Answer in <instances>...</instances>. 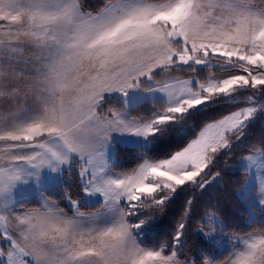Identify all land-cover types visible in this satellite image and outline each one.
<instances>
[{
  "label": "rangeland",
  "instance_id": "obj_1",
  "mask_svg": "<svg viewBox=\"0 0 264 264\" xmlns=\"http://www.w3.org/2000/svg\"><path fill=\"white\" fill-rule=\"evenodd\" d=\"M33 2L34 0H0V19L5 16L16 18L17 14H21L18 11L20 8L17 6H30ZM187 2L192 3V8L196 6L200 9L201 21L199 20L198 23L200 27H194L191 30L193 38L186 35L187 26L185 25L184 33H182L181 27H173L167 35L168 31L163 28L165 25H162L160 21L149 20L150 24L143 30L134 27L137 25V21H133L126 27L122 26L121 30H116L109 37L110 39H105L106 42L102 44L103 50L118 54L144 53L148 51L147 42L149 40L158 41L167 35L168 39L173 40L172 53L176 59L173 62L174 59H171L173 57L169 54L166 57H159L151 66L152 73L172 65L186 66L188 64L195 67H237L241 71L231 76L211 73L207 76L205 83L200 82L196 77L185 79L166 77L163 83L157 84L150 79L151 73L146 79L147 91L138 93L131 87L120 89L116 93H107V97H117L127 108L143 101L141 98L145 96H149L150 100H161L166 103V111L171 115L158 114L151 121H136L139 124L130 130L118 120L98 117L96 111L105 98L101 97L102 99L99 101V93H89L88 101L80 102L82 104L78 108L65 109L66 113L72 112L73 123L63 124L61 128L68 129L67 134H71L72 140H74L72 149L88 151L91 149L88 144L93 141L95 150L97 152L100 150L99 154L102 155H96L100 162L95 167L91 162L87 163L85 167L78 160V173L82 169L81 176L84 178L89 174L91 180L89 183H84L80 199L66 200L67 207L79 214L73 219L70 228L72 235H68V231H64L63 240L56 242L57 246L62 243V246L75 247V235L82 234L84 237L88 234L90 227L97 226L99 236L95 238L91 235L87 239L94 245L99 243V254L85 252L78 256L75 255V257L66 258L65 263L193 264L192 258H177V247L172 252H166L140 246L139 237L126 223L122 206L132 201L133 203L129 204V207L131 213L135 215L145 210L148 212L146 205L137 203L142 195L152 196L156 192L164 191L163 196L169 198L176 192L178 185L195 186L199 182L200 190L206 189L209 184L217 182V177L213 175L208 180H201L202 173L210 163V154L217 150H224L229 146L230 139L227 138V135L254 122L256 118H259L260 123L264 126V8H258L255 10L257 11L255 14L254 7L249 6L252 5L251 0L248 4L245 3L247 2L245 0H172L171 5L177 9ZM154 16H157V13L152 12V17L154 18ZM97 26L90 23L89 30L93 31ZM7 30L11 32L12 29L0 27V35H6ZM101 30L99 24V32ZM241 30H244L245 33H242ZM99 36H101L100 33ZM212 37H215V40L210 39ZM177 42L179 45H175ZM100 46L99 44V49ZM210 57L223 59L225 62L215 61ZM238 61L244 64L237 65ZM193 84L197 86L195 90H198L199 86L200 91L206 94L220 92L229 102L244 96L247 103L203 125L194 138L170 157L144 162L129 175L117 174L120 176L116 180L117 183L109 182V160H112L113 157L111 153L109 159L106 154L103 158V154L106 152L103 144L105 146L107 143L103 138H111L120 145L147 146L149 138L153 134V125L169 122L174 114L186 113L203 105L206 98L200 95V91L198 93L193 90ZM240 91L243 92L242 95L239 94ZM3 110L5 112L4 120L8 119L6 116L10 112L20 110V114L23 113L25 116L26 129L32 134L46 135L58 130L57 125H44L36 122V119H40L39 116L43 115L41 110L36 115H33L30 108L5 107ZM34 111L36 112V109ZM13 124L11 119L9 125ZM5 125L8 124L5 123ZM239 141L240 135L236 138V142ZM230 168L243 170L246 173L237 190L245 207L246 222L264 220V152L255 149L242 156ZM110 172L114 173L111 170ZM41 184L44 183H11V185L10 183H0V219L6 210H16L11 205L16 200L21 202L35 197L37 207L54 208L55 203L43 193L46 188L43 191L39 188ZM9 185L10 188H8ZM80 203L87 205L99 203V212H83L78 208ZM16 206H19L18 203ZM134 206L135 208H133ZM152 217L149 214L144 224L150 225ZM199 222L201 225L195 229L199 236L212 241L219 251L230 250V255L224 261L216 263L205 260L203 264H264V233H251L242 236L224 233L218 217L212 213L203 215ZM138 226L141 227L142 223H138ZM40 238L43 240L39 245L44 248L56 246L51 238H47V236H40ZM84 238L80 244L86 240V237ZM75 251L83 250L77 247ZM31 254V252H18L14 249L8 251L6 255L0 252V264H34L33 258L30 257ZM56 262H58L57 258ZM61 264H64V261Z\"/></svg>",
  "mask_w": 264,
  "mask_h": 264
},
{
  "label": "crops",
  "instance_id": "obj_2",
  "mask_svg": "<svg viewBox=\"0 0 264 264\" xmlns=\"http://www.w3.org/2000/svg\"><path fill=\"white\" fill-rule=\"evenodd\" d=\"M171 1L114 0L99 13L90 14L82 10L76 0H34L30 6H17L21 14H17L16 18L5 16L0 19L1 28L12 29L11 32L7 30L6 35H0V183H44L39 187L43 191L61 181L63 169L73 160H79L85 167L89 162L94 167L99 165L96 155L100 150H95L93 141L88 144L91 147L88 151L72 149L74 140L71 134H67L68 129L61 128L63 124L73 123L72 112L66 113L65 109L80 107V102L88 101L89 93H99L100 101L107 97V93H116L123 88L132 87L138 93L148 90V86L141 87V82L152 73V64L167 54L173 57V62L176 59L172 53L173 40L166 37L169 31L173 27H181L184 33L185 25L186 35L193 38L191 30L200 27L198 7L192 8V3L187 2L174 9ZM245 1L248 4L249 0ZM251 4L249 6L254 7L255 14V10L264 8L255 6L253 0ZM152 12L157 16L153 18ZM149 20L160 21L168 32L158 41L149 40L148 51L118 54L103 50L105 39H110L122 26L137 21L134 27L143 30L150 24ZM90 23L98 25L95 30H89ZM241 32L245 33L244 30ZM210 39L215 40V37ZM193 90L199 93L200 88L198 86V90ZM141 99L150 100L149 96ZM5 107L30 108L33 115L41 110L43 115L36 122L57 125L58 130L46 135L32 134L26 129L25 116L20 114V110L10 112L6 116L8 119L4 120ZM11 119L14 122L12 126L9 125ZM109 119L118 120L128 130L139 124L125 111L115 112ZM103 140L107 142L105 146L103 144L106 149L103 158L106 154L109 159L111 153L113 157L116 142L107 137ZM81 172L82 169L79 174ZM79 176L84 183L91 180L89 174L84 178L81 174ZM108 178L109 182L117 183L120 176L108 169ZM19 202L11 203L16 210L5 209L1 215L2 254L6 255L13 249L31 252L34 264H61L63 261L64 264H72L65 263V259L85 252L99 254V243L94 245L87 239L91 235L95 238L99 236L97 226L88 229L83 244L80 243L85 238L79 234L75 235V247L62 246V243L56 245L58 240H63L64 231L72 235L70 228L79 213L63 212L55 205L46 209L23 208L16 206ZM96 204L98 206L89 211L99 212V203ZM40 236L51 238L56 246L44 248L39 245L43 240ZM77 247L83 251H75Z\"/></svg>",
  "mask_w": 264,
  "mask_h": 264
},
{
  "label": "trees",
  "instance_id": "obj_3",
  "mask_svg": "<svg viewBox=\"0 0 264 264\" xmlns=\"http://www.w3.org/2000/svg\"><path fill=\"white\" fill-rule=\"evenodd\" d=\"M79 7L90 14H97L114 0H76ZM148 3H160L167 0H143ZM257 6H264V0H253ZM179 45V43H175ZM215 61L225 62L223 59L211 58ZM236 64H244L241 61ZM241 69L237 67L220 68L215 66L195 67L194 65H172L161 68L150 75L154 83H161L166 77L187 78L196 77L205 83L207 76H231ZM141 87H147L143 79ZM197 86L193 85L195 89ZM243 94L242 91L239 93ZM206 98L199 108L182 114H174L169 122L153 125V134L147 146L115 144L110 170L119 175H129L143 162L158 161L170 157L182 149L206 123L216 120L235 108L247 103L244 96L229 102L220 92L206 94ZM125 111L127 116L140 122L151 121L156 115H171L166 111V103L161 100H143L125 108L117 97H105L96 113L100 118L110 117L113 113ZM240 135V141L236 138ZM229 146L224 150L212 152L210 163L202 173L201 180L216 175L217 182L209 184L200 190V182L195 186L188 184L178 185L172 197L165 198L164 191L152 196L142 195L139 204L146 205L148 212L141 211L133 215L130 205L122 206L127 225L139 237V245L153 250L172 252L177 247V258H192L193 264H203L205 260L222 262L230 255V250H217L212 241L199 236L195 229L201 225L199 222L203 215L212 213L216 215L222 225V232L236 236L251 233H264V220L246 222V211L243 201L237 190L240 188L246 173L243 170L232 169L242 156L260 149L264 152V126L259 118L227 135ZM78 161L73 160L61 174V181L52 187L46 188L43 193L51 199L56 208L70 213L66 200H77L82 197L84 182L81 181ZM23 208H36L35 197L18 203ZM133 205V204H132ZM98 204L87 205L80 203L78 208L83 211L94 210ZM135 208V206L133 207ZM256 208V207H255ZM152 215L150 225L144 224L148 215ZM147 216V217H146ZM138 223H142L139 227Z\"/></svg>",
  "mask_w": 264,
  "mask_h": 264
}]
</instances>
